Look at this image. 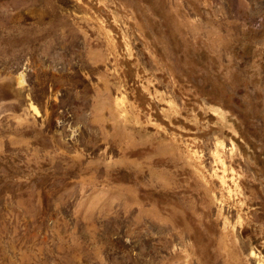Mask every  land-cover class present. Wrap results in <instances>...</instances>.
I'll return each instance as SVG.
<instances>
[{"label": "rangeland", "instance_id": "1", "mask_svg": "<svg viewBox=\"0 0 264 264\" xmlns=\"http://www.w3.org/2000/svg\"><path fill=\"white\" fill-rule=\"evenodd\" d=\"M0 264H264V0H0Z\"/></svg>", "mask_w": 264, "mask_h": 264}]
</instances>
